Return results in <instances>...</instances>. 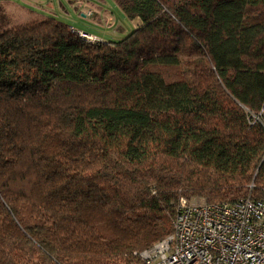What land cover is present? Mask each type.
I'll return each mask as SVG.
<instances>
[{
    "label": "trees",
    "instance_id": "16d2710c",
    "mask_svg": "<svg viewBox=\"0 0 264 264\" xmlns=\"http://www.w3.org/2000/svg\"><path fill=\"white\" fill-rule=\"evenodd\" d=\"M124 6L119 43L0 31V264H145L183 196L264 200V0Z\"/></svg>",
    "mask_w": 264,
    "mask_h": 264
},
{
    "label": "built area",
    "instance_id": "2783aa9c",
    "mask_svg": "<svg viewBox=\"0 0 264 264\" xmlns=\"http://www.w3.org/2000/svg\"><path fill=\"white\" fill-rule=\"evenodd\" d=\"M72 32L89 43L103 42ZM141 257L145 264H264V200L209 204L182 197L173 234Z\"/></svg>",
    "mask_w": 264,
    "mask_h": 264
},
{
    "label": "rangeland",
    "instance_id": "374dc122",
    "mask_svg": "<svg viewBox=\"0 0 264 264\" xmlns=\"http://www.w3.org/2000/svg\"><path fill=\"white\" fill-rule=\"evenodd\" d=\"M127 1L0 0V31L53 18L75 31L98 36L103 42L119 43L141 23L124 13ZM166 177L173 178L170 174Z\"/></svg>",
    "mask_w": 264,
    "mask_h": 264
},
{
    "label": "crops",
    "instance_id": "0c3cea01",
    "mask_svg": "<svg viewBox=\"0 0 264 264\" xmlns=\"http://www.w3.org/2000/svg\"><path fill=\"white\" fill-rule=\"evenodd\" d=\"M139 20V19H138ZM136 21V20H135ZM140 21V20H139ZM140 23V22H139ZM140 26H141V23H140ZM91 36H93V37H96V38H98V39H101L100 37H98V36H94V35H91Z\"/></svg>",
    "mask_w": 264,
    "mask_h": 264
}]
</instances>
